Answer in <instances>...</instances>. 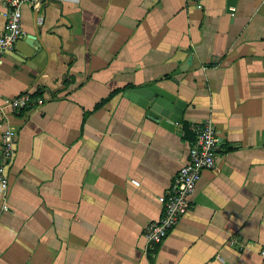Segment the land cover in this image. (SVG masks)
Listing matches in <instances>:
<instances>
[{
    "label": "crops",
    "instance_id": "obj_1",
    "mask_svg": "<svg viewBox=\"0 0 264 264\" xmlns=\"http://www.w3.org/2000/svg\"><path fill=\"white\" fill-rule=\"evenodd\" d=\"M22 26L0 57V99L33 96L0 115V143L17 132L0 264H263L264 0H49L25 4ZM150 85L184 102L181 122L130 97ZM207 118L217 166L148 245Z\"/></svg>",
    "mask_w": 264,
    "mask_h": 264
},
{
    "label": "built area",
    "instance_id": "obj_2",
    "mask_svg": "<svg viewBox=\"0 0 264 264\" xmlns=\"http://www.w3.org/2000/svg\"><path fill=\"white\" fill-rule=\"evenodd\" d=\"M49 0H7L5 11L6 23L0 32V57L13 51L17 41L24 35L22 26L23 6L29 4L33 8H41ZM234 10V7H232ZM43 98H38L37 103H43ZM33 102L30 92H23L17 96L0 99V115L6 109H21ZM191 129L195 133V139L189 149V153L176 179L167 192L158 196L163 206V214L149 222L145 227L144 236L148 245H154L163 241L171 229L179 222L180 218L190 208V194L195 190L204 169L215 168L218 163V151L220 138L214 122L204 119L193 123ZM17 132L11 126H7L2 132L0 143V189L8 188V166L12 163L15 154ZM133 183L140 185L138 180ZM8 209V204H3ZM264 264V248L261 250Z\"/></svg>",
    "mask_w": 264,
    "mask_h": 264
},
{
    "label": "water",
    "instance_id": "obj_3",
    "mask_svg": "<svg viewBox=\"0 0 264 264\" xmlns=\"http://www.w3.org/2000/svg\"><path fill=\"white\" fill-rule=\"evenodd\" d=\"M129 95L141 105L149 107L157 116L162 118L163 123L182 121L184 102L159 86L135 87L129 92Z\"/></svg>",
    "mask_w": 264,
    "mask_h": 264
},
{
    "label": "trees",
    "instance_id": "obj_4",
    "mask_svg": "<svg viewBox=\"0 0 264 264\" xmlns=\"http://www.w3.org/2000/svg\"><path fill=\"white\" fill-rule=\"evenodd\" d=\"M39 92H40V89H39L36 93H39ZM187 128H188V125H187V123H186L185 129H186V131L189 132V130H188Z\"/></svg>",
    "mask_w": 264,
    "mask_h": 264
}]
</instances>
